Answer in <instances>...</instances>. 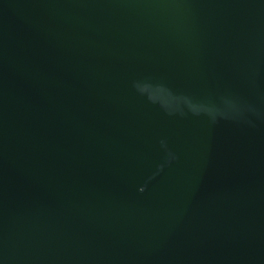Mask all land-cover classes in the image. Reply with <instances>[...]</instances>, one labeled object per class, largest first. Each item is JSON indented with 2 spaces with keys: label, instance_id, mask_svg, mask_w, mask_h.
Masks as SVG:
<instances>
[{
  "label": "water",
  "instance_id": "obj_1",
  "mask_svg": "<svg viewBox=\"0 0 264 264\" xmlns=\"http://www.w3.org/2000/svg\"><path fill=\"white\" fill-rule=\"evenodd\" d=\"M0 264H264V0H0Z\"/></svg>",
  "mask_w": 264,
  "mask_h": 264
}]
</instances>
